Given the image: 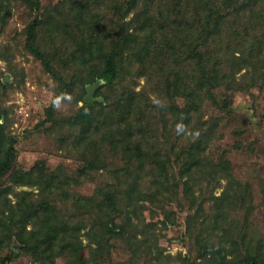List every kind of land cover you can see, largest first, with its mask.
Returning a JSON list of instances; mask_svg holds the SVG:
<instances>
[{
	"label": "rangeland",
	"instance_id": "374dc122",
	"mask_svg": "<svg viewBox=\"0 0 264 264\" xmlns=\"http://www.w3.org/2000/svg\"><path fill=\"white\" fill-rule=\"evenodd\" d=\"M195 2L0 0V112L8 109L0 155L14 140L18 168L35 167L27 183L18 172L0 178V264H250L251 253L264 264V92L232 95L231 85H219L200 93ZM113 58L117 71L105 81ZM91 87L98 108L84 132L64 117ZM189 91L193 108L185 111ZM59 94L66 96L54 105V123L43 124ZM129 128L142 134L132 137L143 140L142 151L126 147ZM192 146L199 161L187 169ZM87 159L97 168L80 176ZM225 159L229 186L216 172ZM41 160L75 179L67 189L49 182L39 174ZM23 191L32 195L23 199ZM103 193L118 197L124 230L99 246L74 199ZM43 199L54 204L49 216L24 214V224L22 205L34 202L28 208L41 212ZM65 222L69 234L51 241ZM66 237L84 246L69 263L55 257Z\"/></svg>",
	"mask_w": 264,
	"mask_h": 264
},
{
	"label": "trees",
	"instance_id": "16d2710c",
	"mask_svg": "<svg viewBox=\"0 0 264 264\" xmlns=\"http://www.w3.org/2000/svg\"><path fill=\"white\" fill-rule=\"evenodd\" d=\"M195 3L196 11L201 13L198 19H194L199 39H196L197 41L194 44V55L197 59L193 63L198 69L197 75H195V82L197 81L198 83L200 93L206 88L212 89V87H218L219 85H231V89L234 90L232 95L241 88L250 90L257 87L264 92V25L261 27L257 26V24L264 20V0H196ZM255 9H258V12L254 18L249 17V15L252 16L255 14ZM251 27H255L252 33L249 31ZM243 69L245 71L240 73ZM116 71L117 66L113 58V60H110L107 70L103 73L104 80L109 81L110 78L114 77ZM238 73H240L239 76ZM2 84L5 87L7 86L3 82ZM208 93L212 97L211 91H208ZM65 96H60V94L55 96L53 104L46 107L45 118L41 121L43 124L48 121L54 123L55 119L53 120L50 114L52 115V110L58 100L63 99ZM129 98L130 100L133 99L132 96H129ZM186 98L188 102L184 110L190 111L193 108V104L191 103L189 107L188 104L194 101L193 91L187 92ZM225 99L229 101L228 98ZM97 108L98 102H84L74 114L64 117V120L73 126H81L84 128V132L91 131L90 129L96 119ZM1 116L7 118V108L1 110ZM55 123L57 124L58 122ZM100 126L99 123L95 125L96 129H99ZM3 130L4 123L0 122V132L2 133ZM128 134L131 136L127 138L128 142L126 147L133 144L139 151H142L144 149L143 140H133L132 138L137 134H142L132 128L128 129ZM189 150L190 153H187L192 162L188 165L187 169H191L199 161L197 159L198 156L193 152L195 151L193 146ZM17 157L18 148L14 145L13 140L0 155V178L18 172L20 174L18 182L27 183V178L30 179V177H33L35 167L28 171L19 169ZM225 161L228 163V166L217 168L216 172H222V177L228 180L227 186H229L230 182L234 180V175L230 170V160L225 159ZM44 162L41 160L40 163H37V165H41L39 170L40 176L47 178L49 182L54 181L58 184H63L64 189H67L66 187H69L70 182L75 179L74 176L68 174L62 167H59L57 170H51L48 166L44 165ZM96 162L94 159H87L85 168L77 169L78 175H84L87 168H97ZM237 184L239 185V182ZM186 187H188V184H186ZM21 195H23V199H26L32 195V192L23 191ZM74 200L77 206L75 213L79 214L82 218L85 217L84 219L92 220L89 233L97 236H93L91 240L95 241L99 246L108 242V236L106 235L116 232L121 233L124 230L123 226L118 222V213L116 211L118 197L114 193H103L101 199H96L93 196H76ZM33 203L30 202L22 205V221L24 224L26 223L24 221V214H28V218L30 219L34 216H49V210L54 205L49 200L43 199L38 205L42 209L39 212V209L36 207L35 211L28 208ZM15 221H19V219ZM65 224L66 226L63 228L57 227L55 234H51V241L61 235L65 236L69 234V223L65 222ZM14 228L18 232V223L15 224ZM98 229L101 231L99 235H97ZM71 239L66 237L67 245L59 246L60 248L55 249L57 251L55 257L62 255L66 257L67 263L72 261L80 252L82 253L84 249L80 240V242H76V240L72 241ZM50 249L51 247L48 245L45 251H49ZM246 259L250 264H261L258 256L255 254H249ZM42 263L46 264L45 261H42Z\"/></svg>",
	"mask_w": 264,
	"mask_h": 264
},
{
	"label": "water",
	"instance_id": "95a60500",
	"mask_svg": "<svg viewBox=\"0 0 264 264\" xmlns=\"http://www.w3.org/2000/svg\"><path fill=\"white\" fill-rule=\"evenodd\" d=\"M10 78L9 76H5V80L8 81ZM96 97L93 95L92 87L89 88V91L84 96V102H94L96 101Z\"/></svg>",
	"mask_w": 264,
	"mask_h": 264
},
{
	"label": "clouds",
	"instance_id": "9594fccd",
	"mask_svg": "<svg viewBox=\"0 0 264 264\" xmlns=\"http://www.w3.org/2000/svg\"><path fill=\"white\" fill-rule=\"evenodd\" d=\"M177 130L180 132L184 131L183 125H177Z\"/></svg>",
	"mask_w": 264,
	"mask_h": 264
},
{
	"label": "built area",
	"instance_id": "2783aa9c",
	"mask_svg": "<svg viewBox=\"0 0 264 264\" xmlns=\"http://www.w3.org/2000/svg\"><path fill=\"white\" fill-rule=\"evenodd\" d=\"M25 113L29 114V112H26V111H25Z\"/></svg>",
	"mask_w": 264,
	"mask_h": 264
}]
</instances>
